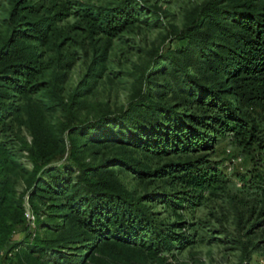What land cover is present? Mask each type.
Here are the masks:
<instances>
[{"label":"trees","instance_id":"trees-1","mask_svg":"<svg viewBox=\"0 0 264 264\" xmlns=\"http://www.w3.org/2000/svg\"><path fill=\"white\" fill-rule=\"evenodd\" d=\"M218 1L228 5L217 7ZM25 3L9 1L10 34L0 44V252H4L0 262L144 264L142 242L153 231L141 198L134 200L102 164L80 162L73 139L69 138L66 163L55 164L65 152L58 135L30 122L26 129L32 145L20 148L17 144L21 139L11 133L9 120L20 109L10 98L36 91V77L46 68L33 45L25 42L44 41L50 31L48 21L53 19L24 20L34 13V7ZM82 11L109 34L133 17L129 6L96 12L85 6ZM22 24L26 27L20 28ZM180 40L185 45L179 48L180 59L175 62L182 74L177 102L142 101L139 92L137 100L118 114H104L86 124L84 130L78 129L80 134L114 128L132 137L119 141L112 135L98 134L92 141H117L157 155L206 151L219 137H227L252 166L241 181L264 186V143L254 120L242 111L248 104L264 103L256 101L264 99V0H217L200 10ZM158 65L156 59L152 69L156 71ZM73 132L69 128V136ZM23 150L31 159L30 171L19 162ZM114 162L139 175L156 176L171 170L186 171L191 166L190 162H171L150 171L137 163ZM22 176L29 177L20 193L16 185ZM208 182L200 183V188L207 189ZM24 202L35 220V235L30 240ZM17 233L22 237L15 238ZM15 247L18 249L10 253Z\"/></svg>","mask_w":264,"mask_h":264},{"label":"rangeland","instance_id":"rangeland-1","mask_svg":"<svg viewBox=\"0 0 264 264\" xmlns=\"http://www.w3.org/2000/svg\"><path fill=\"white\" fill-rule=\"evenodd\" d=\"M9 1L0 0V44L10 34ZM215 1L25 3L34 7V13L24 20L53 19L48 21L50 31L44 41L25 42L33 45L46 68L36 77V91L10 98L20 109L9 120L11 133L18 134L20 148L32 145L26 129L30 122L39 123L44 132L58 135L65 152L55 164L66 163L71 138L78 145L75 155L80 162L90 166L102 164L101 168L112 171L134 200L141 198L153 231L142 242L144 264H264V186L241 181L252 166L229 144L227 137H219L206 151L157 155L117 141H92L98 134L112 135L119 141L132 137L114 128L107 132L103 128L95 133L89 131L85 136L78 130H84L86 124L104 114H118L137 100L139 92L142 101L164 105L177 102L182 74L175 62L180 59L179 48L185 45L180 37L184 28L198 18L200 10ZM227 5L218 1L217 7ZM85 6L93 7V12L129 6L133 17L120 29L109 30V34L101 30L99 21L82 11ZM24 27L25 24L20 25ZM156 59L159 65L155 71L152 67ZM147 89L150 99L145 94ZM242 111L254 120L264 143V103L248 104ZM69 128L74 131L71 136ZM231 157L240 160L232 164ZM117 160L137 163L150 171L171 162H190L191 166L186 171L171 170L165 176L139 175L114 162ZM19 162L30 171L27 151L20 153ZM27 177L19 178L18 192L25 191ZM206 179L209 186L203 190L200 183L204 185ZM19 233L15 238L22 237ZM0 264L15 263L7 260Z\"/></svg>","mask_w":264,"mask_h":264},{"label":"built area","instance_id":"built-area-1","mask_svg":"<svg viewBox=\"0 0 264 264\" xmlns=\"http://www.w3.org/2000/svg\"><path fill=\"white\" fill-rule=\"evenodd\" d=\"M240 158L239 157H231L230 158V162L233 164L237 161H239ZM24 206H25V221H26V227H27V235H28V239H32L35 235V220H34V216L31 214V212L28 210V206L27 203L24 202ZM18 248H14L12 251H10V253H13L17 250ZM3 251L0 252V256L3 255Z\"/></svg>","mask_w":264,"mask_h":264}]
</instances>
